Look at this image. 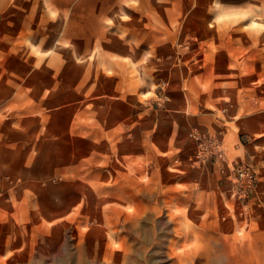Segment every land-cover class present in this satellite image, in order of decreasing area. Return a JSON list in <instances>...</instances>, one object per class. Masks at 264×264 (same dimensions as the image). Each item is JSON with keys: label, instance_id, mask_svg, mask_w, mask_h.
Here are the masks:
<instances>
[{"label": "rangeland", "instance_id": "1", "mask_svg": "<svg viewBox=\"0 0 264 264\" xmlns=\"http://www.w3.org/2000/svg\"><path fill=\"white\" fill-rule=\"evenodd\" d=\"M70 3L89 57L0 32V264H264V0ZM140 14L159 48L112 57Z\"/></svg>", "mask_w": 264, "mask_h": 264}, {"label": "crops", "instance_id": "2", "mask_svg": "<svg viewBox=\"0 0 264 264\" xmlns=\"http://www.w3.org/2000/svg\"><path fill=\"white\" fill-rule=\"evenodd\" d=\"M70 1L72 2L74 0H50V3L60 11L61 16H64V12H68L66 10H68L71 4ZM123 1L133 2L134 0H114L115 12H130L128 6H123ZM139 1L143 2V0ZM30 5H34L33 7L36 9L37 15L35 19L31 20L30 18L29 21H24L23 18L18 19L17 17L4 16L0 19V32L4 34L12 33L14 36L18 33L23 37L28 35L30 39L34 40L36 47L42 49L50 47L53 43L52 41L56 39L60 42L71 40L75 43L73 47L76 51V55L81 58L89 57L95 49L96 44L100 42V35L97 37L95 31H92V34H88L86 37L84 27L82 25L79 27L78 23L76 26H73V28H69L68 25H54L52 29L46 30V24H48L49 19L40 12L42 0H36L34 4L32 3ZM19 21L22 24V28L19 31L16 29L10 30L8 22L18 23ZM136 21L137 23L128 29L132 35L127 38L114 35V41H112V45H110L109 49L112 57L117 59L131 58L137 63H148L149 49L159 48L157 44H149V33L162 31V28H159L160 26L157 20L152 22L151 25L143 14L136 16ZM162 26L163 25H161V27ZM86 39L88 40L87 45L85 44ZM155 41L157 42V40ZM252 142L255 141L252 140ZM263 165L264 164H261L260 166L263 168Z\"/></svg>", "mask_w": 264, "mask_h": 264}, {"label": "built area", "instance_id": "3", "mask_svg": "<svg viewBox=\"0 0 264 264\" xmlns=\"http://www.w3.org/2000/svg\"><path fill=\"white\" fill-rule=\"evenodd\" d=\"M238 178L247 187H251L253 184L254 174L250 167L242 166L238 171Z\"/></svg>", "mask_w": 264, "mask_h": 264}]
</instances>
